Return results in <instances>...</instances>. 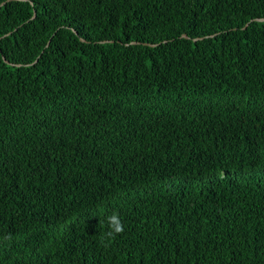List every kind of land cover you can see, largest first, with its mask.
I'll use <instances>...</instances> for the list:
<instances>
[{"label":"trees","instance_id":"obj_1","mask_svg":"<svg viewBox=\"0 0 264 264\" xmlns=\"http://www.w3.org/2000/svg\"><path fill=\"white\" fill-rule=\"evenodd\" d=\"M255 18L264 0H0V264H264Z\"/></svg>","mask_w":264,"mask_h":264},{"label":"clouds","instance_id":"obj_2","mask_svg":"<svg viewBox=\"0 0 264 264\" xmlns=\"http://www.w3.org/2000/svg\"><path fill=\"white\" fill-rule=\"evenodd\" d=\"M108 219V224L113 230V234H119L123 232V224L121 220L119 219L118 214L113 213Z\"/></svg>","mask_w":264,"mask_h":264},{"label":"water","instance_id":"obj_3","mask_svg":"<svg viewBox=\"0 0 264 264\" xmlns=\"http://www.w3.org/2000/svg\"><path fill=\"white\" fill-rule=\"evenodd\" d=\"M3 3H4V2H2L1 5H2ZM33 16H34V15H33ZM254 20H257V21H263L264 18H255ZM181 36L184 37V38H188V36H187L186 34H182ZM202 38H203V37L193 38V41H195V40H197V39H202ZM81 40H84V39L81 38ZM100 42H105V40H102V41H100ZM131 43H132V44H139L140 42L132 41ZM143 44H145V45H150V46H154V45H155V44H152V43H143ZM2 59H3L6 63L11 64V65H15V66H21V65H22V64H20V63L13 64V63L9 62V60H7L3 55H2ZM24 65H27V64H24Z\"/></svg>","mask_w":264,"mask_h":264}]
</instances>
